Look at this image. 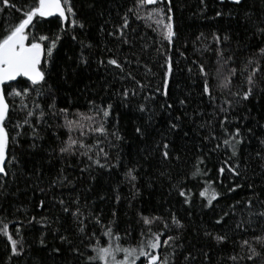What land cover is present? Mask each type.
<instances>
[{"label": "trees", "instance_id": "obj_1", "mask_svg": "<svg viewBox=\"0 0 264 264\" xmlns=\"http://www.w3.org/2000/svg\"><path fill=\"white\" fill-rule=\"evenodd\" d=\"M11 2L22 8L31 0ZM72 5L75 18L85 23L84 29H73L69 20L64 25L66 31L60 33L55 17L47 18L52 21L51 24L40 21L33 29L37 35L54 38L60 34L62 37L54 50L56 70L48 79L52 86L51 94L40 97L38 102L47 112V105L54 99L57 109H69V119L76 118L77 111L91 114L90 101L105 105L111 103L112 115L106 126L109 132L118 130L123 137L121 141H115L111 135L105 138L97 133L81 137L79 132H73L72 135L92 146L89 154L99 158L101 163H105L103 153L99 151L103 149L108 153L107 163L116 166L99 168L93 165L81 171L91 163L86 156L60 154L59 148L69 135L66 128L60 127L64 122L61 117L46 116L38 124L33 118L32 123L39 134V138L35 139L28 125L16 128V123L23 121L24 112L19 110L20 98L14 100L7 95L10 89L6 87L10 110L5 126L10 137L15 138L10 139L8 157L10 160L15 155L18 163L6 160L8 175L0 174V182L4 183L6 190L0 194V219L9 223V231L14 239L23 238L24 251L20 256H11L10 243L6 237L0 236V264H102L89 261L88 257L96 255L93 249L98 243L99 246H106L109 237L104 233L112 229L114 242L115 234H119L121 244L136 246L143 239L141 233L148 232V226L142 220L145 216L162 218L151 225L152 231L164 233L161 241L167 236L178 237L170 242L172 247L164 246L157 250L161 258L169 257V264H252L244 258L250 254L248 248L241 245L247 239L258 251H262L253 237L264 235V218L250 215L264 209V205L259 203L264 201V168L261 167L264 161L256 156L258 151L264 152L259 143V139H264V128L258 127L264 125V91H261L264 88V56L259 53V49L264 47V35L257 31L264 28V0H243L240 6L226 0L224 3L221 0H204L203 3L201 0H172L175 30L178 33L175 47L169 53L178 62L171 86L172 99H186V106L181 107L177 100L173 110V117H181L178 129L168 132L165 123L167 115H157L144 140L139 139L134 131L137 125L144 122V115L135 110L141 97L131 98L125 107L119 93L126 87H134L131 80L122 78L129 71L137 79L144 82L150 80L153 86L159 83V64L163 63V56L156 49L160 48L163 52L167 44L160 40L157 32L146 26L144 20L137 19V14L146 17L156 5L139 7L136 0H72ZM159 6L166 7L164 4ZM0 8H3L2 3ZM217 11L222 15L216 16ZM125 13L129 22V27L125 29L127 44L109 35L123 22ZM20 16L21 13L13 8L0 11V32L14 25ZM214 34L221 37L219 45L213 40ZM72 35H76L77 40H72ZM225 36L228 37L226 41L223 39ZM197 37L201 38L198 40ZM81 41L91 47L82 48ZM217 49L223 51L225 59L232 57L227 64L221 61L222 75H228L232 68L236 69V75L229 77L230 89L221 90V80L214 78L219 66ZM181 52L184 56H180ZM81 53L88 60L87 65L80 64ZM111 58L124 64V73L107 64ZM125 58L129 63H124ZM145 64L157 73L155 78H145ZM201 64L209 73L208 81L215 101L201 96ZM257 67L260 68L256 72L259 84L253 96L235 105L238 98L231 93L247 90L246 77ZM225 100L233 101L235 111L232 116L241 118L239 126L242 131L247 127L253 129V134L246 135L245 143L241 146V177L227 171L219 174L218 169L230 155V150L227 154L223 147L212 151L219 141L206 140L210 128L200 127L209 120L213 121V125L217 124L220 117L212 116L213 108L216 104H224ZM245 116L247 120L243 119ZM17 132L21 133L18 137ZM216 133L220 135L218 126ZM162 138L170 143L171 158L167 161L162 159L161 149L156 147ZM16 141H19V146ZM33 143L35 148L31 147ZM77 151L83 152L84 149ZM176 156H179L178 160ZM199 158L203 159V164H197ZM197 166L202 171L207 170V175L193 176ZM130 168L137 170V180L134 182H129L125 177ZM64 176L67 181L62 185H53V181ZM206 181H212V187L220 193L212 207L207 206V195L200 196V192L207 187ZM237 183L243 187L229 192L228 189ZM248 185L254 187L249 188ZM179 189L186 192V197L178 194ZM254 194L258 195L249 210L244 202ZM186 198L189 200L187 204L184 203ZM42 199L45 201L44 208L38 206ZM60 200L65 202L63 206ZM236 201L241 203L237 205ZM231 205H236L234 213ZM64 206L72 212L79 207L83 213L80 219L84 222V233L79 232L73 217L63 211ZM225 212L229 215L224 217V222L216 224L215 221ZM173 214L183 225L182 228L172 224ZM33 216L37 221L41 217L47 218L44 223L50 222V226L42 227L36 221L30 225L28 221ZM97 218L100 223H97ZM165 221L169 224L167 229L164 228ZM238 223L242 226L237 227ZM16 227H20L19 236L15 234ZM205 232H211L212 236H206ZM217 234L227 235V240L217 243L213 238ZM61 235L66 236L67 241H61ZM41 236L45 240L44 246L39 243ZM56 248L60 249L59 253L53 251ZM74 248L79 251H73ZM173 248L174 256L170 255ZM189 254L190 258L185 260ZM231 256L237 259H229ZM137 264H140V260ZM257 264H264V254Z\"/></svg>", "mask_w": 264, "mask_h": 264}, {"label": "snow or ice", "instance_id": "obj_2", "mask_svg": "<svg viewBox=\"0 0 264 264\" xmlns=\"http://www.w3.org/2000/svg\"><path fill=\"white\" fill-rule=\"evenodd\" d=\"M204 0H201L203 3ZM230 2L236 6H240L243 0H230ZM3 8H0V11H3L5 8H13L17 12L21 13L18 21L12 25L10 28L5 29L3 32H0V174L7 176L8 172L5 168L6 160H9L8 151H9V142L10 139H15L10 137V134L5 126L6 119L9 118V102L6 99V87L10 89L7 92V95L15 98H20L19 110L24 112V119L22 122L18 121L15 125L16 128H22L24 125H28L32 129L33 138H39V134L36 129V125L32 123V119L35 118L36 123H41L44 121L46 116L51 117H61L63 118V124L60 127L67 129L69 135L67 141L59 148L60 154L67 155H82L86 156L87 159L91 162L87 168L81 169V171L88 170L93 165L99 168L105 167H115L116 165L108 164V153L104 152L103 149H100V153H103L105 163H101L99 158H94L93 155L89 154V151L92 146L86 144L83 139L74 138L72 133L79 132L81 137L85 136L88 133H97L100 136L107 138L109 135L115 138V141H121L123 137L120 136L118 130L109 132L108 127V118L112 115L113 105L108 104H96L94 101H90V109L88 113H82L77 111L74 119H69V109L68 108H56L54 99L53 102L47 105L48 111L45 112L44 108L38 102L39 98L45 94H51L52 86L48 83V79L52 72L56 70V62L54 58V50L57 48L58 42L61 40V35L57 34L54 38H50L45 34H35L33 29L37 28V25L40 21L44 23L51 24L52 21L47 18L55 17L58 19L60 33L66 31L64 25L69 22L73 29L85 28V23L76 19V12L74 11L72 0H31V3L24 7H17L15 3H12L11 0H0ZM136 3L139 7H146L148 5H156L152 8L146 15V17H140L137 14V19H142L145 21L147 27L151 28L153 32H157L160 40L166 42L167 47L164 48V51L161 52L160 48L156 49V52L159 55L163 56V63L159 64V83L152 85L151 81L144 82L140 79H137L136 76L131 72H127L122 78L129 79L133 82L134 87L124 88L119 95L122 98V103L127 107L131 98L137 96L141 97V102L138 103L135 107V110L144 115V122L140 125H137L134 129L138 138L144 140L148 137L150 129L153 127V121L157 115L166 114L167 120L165 121L167 125L168 132H172L180 127V116L173 117V110L175 105L178 103L181 107L186 106V99H172V84L176 77V70L178 67V62L173 60L170 51L175 47V41L178 39V33L175 30L174 16H173V6L172 0H136ZM221 3H224V0H221ZM164 4L166 7H160L159 5ZM129 11H133L129 9ZM222 13L217 11L216 16H221ZM71 17V19H70ZM122 23L117 27L115 32H109V35L116 36L119 41L123 44L129 43L125 29L129 27L128 15L122 17ZM264 23V21H262ZM154 25V26H153ZM257 31L264 35V28H258ZM201 36L203 34L201 33ZM201 37H197L199 40ZM72 40H77L76 35L71 36ZM225 41L228 40V37L223 38ZM213 40L216 44L221 43V37L219 35H213ZM45 42H48L47 44ZM81 47H91L90 44L84 45L81 41ZM207 50V48L205 49ZM217 53V64L219 65L216 69V76L214 78L220 79L219 88L221 90L231 87V82L229 77L236 75V69L232 68L229 70L228 75H222L221 68L223 64H227L232 57L224 58L223 51L220 49L216 50ZM261 56H264V47L259 49ZM180 56H184V53H180ZM103 63V61H101ZM124 63H129L127 58H125ZM195 63V62H193ZM251 63V61H250ZM80 64L87 65L88 60L81 53ZM107 64L114 66L116 69H119L121 73H124V64L119 62L115 58L107 60ZM145 72L144 76H152L155 78L157 73L152 71V68L147 64L144 65ZM189 72L192 71L191 68L188 69ZM260 68L257 67L255 71L246 77L247 90L242 93L232 92L233 97L238 98L235 102V105H239L242 101L249 100L253 96L259 82L256 79V72H259ZM199 74L203 77L202 92L201 96H207L209 101H215L216 97L213 96L211 86L208 81V71L205 69L204 65H199ZM23 78V79H18ZM20 89V90H18ZM261 91H264V88H261ZM34 94V95H33ZM171 100V102H169ZM226 105V106H225ZM235 105L232 100H225L224 104H216L213 108V117H220L216 125H213V121L209 120L202 124L200 127L210 128L209 134L205 137L209 142L219 141L215 144V148L212 151L225 149L227 154L230 150V155L227 159L223 161V164L219 167L218 172L220 175H223L226 171L231 173L235 177H241V163H240V153L241 146L245 143L246 135L253 134V129L247 127L245 131H242L240 125V117L232 116V113L235 111ZM159 109V111H158ZM186 114V113H185ZM231 117V119H230ZM244 120H247L248 117H243ZM119 123V120H117ZM216 126L219 127L220 135L216 133ZM258 127L264 128V125H258ZM21 133L17 132L16 136H20ZM187 135V133H185ZM100 141L98 140L97 143ZM259 143L264 148V139H259ZM17 146H19V141H16ZM114 146V145H113ZM31 147L35 148L36 145L33 143ZM157 148L161 149L160 155L163 160L167 161L170 157V143L166 138H162L161 142H158L156 145ZM77 149H84L83 152H78ZM97 157L99 153L96 154ZM256 156L264 161V152L258 151ZM175 159H179V156H176ZM9 162H16L17 158L15 155L10 157ZM203 159L199 158L197 164H203ZM261 167L264 168V163L261 164ZM246 170V166H245ZM63 171V170H61ZM135 168H130L125 173L126 179L129 182H134L137 180V175ZM163 175V173H162ZM193 176L196 175H207V170L202 171L198 166L196 170L192 173ZM67 181V177H58L57 180L53 181V185L60 183L61 185ZM70 183V181H69ZM207 187L200 192V196L205 197L207 195V206L212 207L213 201L217 200L220 193L212 187V181H206ZM243 187L242 184H235L233 187L228 189L229 192H235L236 189ZM249 188H253L254 185H248ZM4 183L0 182V194L5 192ZM43 192L44 190L41 189ZM178 194L182 197H186V192L183 189L178 190ZM258 194H254L253 197H250L244 202V206L247 209H251L253 200L257 198ZM117 201L119 197L117 196ZM59 203L63 206L65 202L60 200ZM78 203V201H77ZM184 203H189V200L186 198ZM241 201H236V204H240ZM264 205V201H259ZM40 208L45 207V201L42 199L39 201ZM236 205H231L233 213L235 212ZM63 211L68 213L73 217V222L78 225V230L80 233H84L85 228L83 226L84 222L80 219V216L83 213L80 211L79 207L72 212L67 206L63 207ZM115 215V213H113ZM229 213L225 212L224 215L215 221L216 224H221L224 222V217L228 216ZM250 215H257L261 218H264V209L258 213H250ZM47 218L41 217L40 221H37L36 217L33 216L28 223L31 225L34 221L41 224L42 227H49V223H44ZM161 217H142L143 223L148 226V232L141 233L143 239L135 247H123L119 241L121 237L119 234H115V242L112 240L114 235L112 229H108L104 233L105 236L109 237V240L106 241V246H98L93 249L96 253L95 256H89V261H99L102 264H137V261L140 260V264H169V257L165 256L161 258V255L157 250L161 249L164 246L172 247L170 242L175 241L178 237L176 236H167L166 239L161 241V237L164 235L160 231H152L151 225L161 220ZM172 224L177 228H182L183 225L173 214L171 217ZM97 223H100L97 218ZM251 224V221H249ZM240 223L237 224V227H241ZM169 224L165 221L164 228L167 229ZM255 231V229H252ZM58 231V229H57ZM15 234L20 235V227H16ZM95 235V233H93ZM206 236H212L211 232H205ZM0 236L6 237L8 243L11 245V256H20L23 249V238L20 240L14 239L13 234L9 231V223L5 220L0 219ZM217 243H223L227 240V235H215L213 237ZM256 244H258L262 251H258L256 247L249 243V240L245 239L242 241V247H247L249 250V255L244 257L246 260L251 261L252 264H257L260 260L262 254H264V235H257L253 237ZM61 241H67V237L61 235ZM70 243V241H68ZM39 243L44 246L45 240L41 236ZM7 247V245H6ZM176 247H182V245H177ZM73 251H79L78 249H72ZM54 252L59 253L60 249H53ZM123 254L122 258H118L120 254ZM175 255V248L170 254ZM206 255V254H205ZM189 256L185 257V260L190 258ZM11 258V257H10ZM140 258H144L141 260ZM194 259V257H193ZM229 259L236 260V256H231Z\"/></svg>", "mask_w": 264, "mask_h": 264}, {"label": "rangeland", "instance_id": "obj_3", "mask_svg": "<svg viewBox=\"0 0 264 264\" xmlns=\"http://www.w3.org/2000/svg\"><path fill=\"white\" fill-rule=\"evenodd\" d=\"M119 243L121 244V242H119ZM121 245H122L123 247H135V246H129V245L126 246V245H123V244H121ZM122 256H123V254L121 253L120 256H119L118 258H122ZM140 259H144V258H140ZM138 261H139V260H138ZM138 261H137V262H138Z\"/></svg>", "mask_w": 264, "mask_h": 264}, {"label": "water", "instance_id": "obj_4", "mask_svg": "<svg viewBox=\"0 0 264 264\" xmlns=\"http://www.w3.org/2000/svg\"><path fill=\"white\" fill-rule=\"evenodd\" d=\"M227 2L231 3L230 0H226ZM19 79V78H18Z\"/></svg>", "mask_w": 264, "mask_h": 264}]
</instances>
